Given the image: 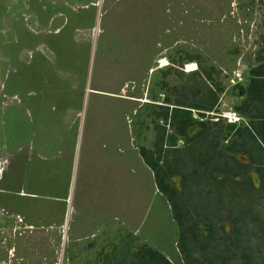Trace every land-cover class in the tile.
Returning <instances> with one entry per match:
<instances>
[{"label":"crops","instance_id":"obj_1","mask_svg":"<svg viewBox=\"0 0 264 264\" xmlns=\"http://www.w3.org/2000/svg\"><path fill=\"white\" fill-rule=\"evenodd\" d=\"M98 1L0 0V264H8L1 259L4 247L12 257L19 244L18 235L8 232V216L24 217L35 226L39 209L49 233L45 235L51 256L56 233L59 242L65 241V253L74 242L76 255L81 248L92 246L93 240L110 241L107 249L113 251L115 241L131 233L139 236L146 223L144 213L131 216L129 185L128 193L122 189L123 174H129L130 168L140 171L147 179L145 186L149 185L144 212L159 197L171 213L154 172L140 152L134 151L131 138L127 147L122 140L103 137L97 144L82 142L85 111L96 127V117L89 116L93 107L117 98L126 101L129 112L131 101L141 102L136 96L123 99L106 84L84 91L89 58L83 54L85 43L78 42L75 33L95 28L84 19L88 17L85 10ZM140 65L131 60L127 68L136 79L144 80L141 93L146 97L148 67ZM11 77H18L16 83L25 82V90H17L13 82L7 91L6 81ZM170 222L174 230L168 235L175 246L172 213ZM144 235L143 240L151 239ZM160 243L151 246L173 261L176 249L171 251Z\"/></svg>","mask_w":264,"mask_h":264},{"label":"rangeland","instance_id":"obj_2","mask_svg":"<svg viewBox=\"0 0 264 264\" xmlns=\"http://www.w3.org/2000/svg\"><path fill=\"white\" fill-rule=\"evenodd\" d=\"M88 9L84 21L93 23L95 28L82 31L81 35L75 33V39L85 43L83 54L89 58L83 75L84 91H89L90 86L101 88V84H106L109 91L119 92L123 99L136 96L141 102L131 101L129 112L126 101L117 98L115 102L109 99V104L93 107H99L97 111L93 108L89 111V116L96 117V127H92L93 119L86 118L85 111L82 142L87 145L97 144L103 137L112 142L122 140V146L127 147V140L131 138L137 153L141 147L153 148L156 138L153 112L159 111L158 105L166 99L175 103L177 91H184L183 87L190 83L189 74L200 67L199 62L190 61L189 56H198L204 67L220 71L225 91L219 92L222 98L217 111L220 113L241 103L242 99L232 92V87L238 83L246 86L249 71L258 64L256 59L259 55L264 57V0H99L96 6L90 4ZM28 29L33 31L31 26ZM155 56L158 61L153 62ZM131 60L148 67L146 97L141 93L144 80L128 73L127 63ZM18 77L7 79V91L13 82L17 90H25V82L16 83ZM192 118L189 135L203 125L198 113L193 112ZM130 169L129 174L123 171L122 189L128 193L129 185L131 216L135 218L137 212L144 213L146 223L139 236L131 233L115 241L113 251L107 249L110 241L93 240L92 246L81 248L76 255L74 242L65 253V241L59 242L56 233L51 256L48 255L49 237L45 235L49 233L44 229L39 209L35 213L37 223L33 232L26 233L27 230L20 227L15 255L11 257L5 249L8 247H4L1 259L3 257L8 264H121L129 261L145 244L155 246L161 242L162 247L173 251L168 233L174 230V225L169 223L171 213L167 205L156 197L152 208L144 212V204L150 197L149 185L145 186L147 179L140 171ZM170 184L182 189L179 176L172 177ZM261 211L264 217V207ZM50 213L54 210L50 209ZM125 213L127 216V209ZM5 233L8 232L5 230ZM144 234L151 239L143 240Z\"/></svg>","mask_w":264,"mask_h":264},{"label":"trees","instance_id":"obj_3","mask_svg":"<svg viewBox=\"0 0 264 264\" xmlns=\"http://www.w3.org/2000/svg\"><path fill=\"white\" fill-rule=\"evenodd\" d=\"M188 58L190 61L199 62L200 67L189 74L190 83L183 87L184 91H177V102L172 103L174 107L170 106V99H166L165 103L168 105H159V111L153 112V129L156 132L154 146L141 147L140 154L154 172L156 185L170 204L172 216L179 226L178 246L185 264H202L205 262V255L202 253L205 245L201 225L207 220L204 207L208 198L204 186L221 183L215 172L224 169L222 164L225 162L226 166L229 157H224L217 150L219 137L223 132L219 122L212 123L207 130L194 137H187L188 126L194 120L193 112L197 111L202 117L207 112L217 111L219 92L224 90L220 71L214 67H204L198 56ZM257 62L258 64L249 71L250 82L247 91L253 98H264V57L259 55ZM260 115L264 117V113ZM158 120H163V124ZM168 127H171L173 132L169 133ZM180 137H187L185 146L176 148ZM174 176L181 178L180 191L170 184ZM215 190L214 193H217L218 190ZM221 262L222 256L214 253L210 263ZM121 264L173 263L160 251L143 245L129 261Z\"/></svg>","mask_w":264,"mask_h":264},{"label":"flooded vegetation","instance_id":"obj_4","mask_svg":"<svg viewBox=\"0 0 264 264\" xmlns=\"http://www.w3.org/2000/svg\"><path fill=\"white\" fill-rule=\"evenodd\" d=\"M248 86L249 83L246 86L238 83L232 87V92L242 99L239 105L221 113L207 112L201 117L202 128L193 135H189L188 129L194 120L187 129V137L191 138L207 130L212 123L219 122L223 132L219 137L217 150L224 157L227 155L230 158L227 159L226 166L225 162L222 164V171L215 172L221 183L204 186L208 198L204 207L207 220L201 225L205 245L202 252L205 262L202 264H211L210 259L216 252L222 256L219 264H264V217L261 211L264 207V117L260 115L264 113V98H253L247 91ZM221 98L220 96L217 110ZM170 106L174 107L173 104ZM160 123L163 124V120ZM168 132H173V129L168 127ZM187 137H180L176 148L184 147ZM215 188L217 193H214ZM8 217V232L18 235L20 227L26 229V233L33 232L34 225L26 218L17 219L14 215ZM174 222V248L177 254L173 261L169 260L173 264H185L178 246L180 229L175 219ZM8 244L11 246V241ZM175 259L180 263L175 262Z\"/></svg>","mask_w":264,"mask_h":264}]
</instances>
